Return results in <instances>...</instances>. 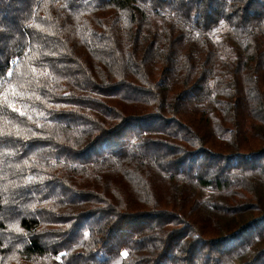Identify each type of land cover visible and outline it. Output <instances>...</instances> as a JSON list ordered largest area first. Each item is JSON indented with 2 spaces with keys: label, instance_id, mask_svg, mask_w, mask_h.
<instances>
[{
  "label": "trees",
  "instance_id": "trees-1",
  "mask_svg": "<svg viewBox=\"0 0 264 264\" xmlns=\"http://www.w3.org/2000/svg\"><path fill=\"white\" fill-rule=\"evenodd\" d=\"M0 133V264H264V0H0Z\"/></svg>",
  "mask_w": 264,
  "mask_h": 264
},
{
  "label": "snow or ice",
  "instance_id": "snow-or-ice-1",
  "mask_svg": "<svg viewBox=\"0 0 264 264\" xmlns=\"http://www.w3.org/2000/svg\"><path fill=\"white\" fill-rule=\"evenodd\" d=\"M33 71H35V69H33ZM9 75H11V73H9ZM44 75H47V73H44ZM13 95H18L17 93H15V91H13ZM5 101H7V96L4 97ZM10 106L12 107L13 111H19V109H16L14 105H11ZM24 113H21V115H23ZM31 118V117H29ZM2 134V133H0ZM124 255H127V253H124Z\"/></svg>",
  "mask_w": 264,
  "mask_h": 264
},
{
  "label": "rangeland",
  "instance_id": "rangeland-1",
  "mask_svg": "<svg viewBox=\"0 0 264 264\" xmlns=\"http://www.w3.org/2000/svg\"><path fill=\"white\" fill-rule=\"evenodd\" d=\"M150 125H152V123H142V122H139V123L132 124V127H144V126H150Z\"/></svg>",
  "mask_w": 264,
  "mask_h": 264
}]
</instances>
